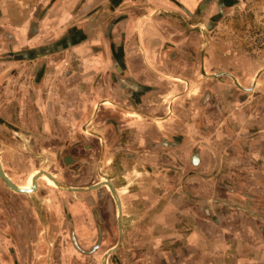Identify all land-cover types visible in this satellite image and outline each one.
Wrapping results in <instances>:
<instances>
[{
	"label": "crops",
	"instance_id": "crops-1",
	"mask_svg": "<svg viewBox=\"0 0 264 264\" xmlns=\"http://www.w3.org/2000/svg\"><path fill=\"white\" fill-rule=\"evenodd\" d=\"M237 2L0 6V49L59 45L23 67L39 80L36 103L50 113L43 134L62 133L58 117L83 119L80 131L63 129L79 142L70 136L56 148L84 150L89 158L71 151L61 161H93L100 177L90 185L108 178L114 186L124 232L119 264H264V212L242 205L264 198V69L219 31V6ZM61 70L67 115L52 93Z\"/></svg>",
	"mask_w": 264,
	"mask_h": 264
},
{
	"label": "rangeland",
	"instance_id": "rangeland-1",
	"mask_svg": "<svg viewBox=\"0 0 264 264\" xmlns=\"http://www.w3.org/2000/svg\"><path fill=\"white\" fill-rule=\"evenodd\" d=\"M2 3L4 0H0V6ZM7 10L9 13L17 9ZM218 19L219 31L234 45V49L264 69V50H258L251 40L252 31L264 25V0H238L233 7L219 6ZM17 53L18 50L0 49V161L3 170L14 183L19 184L32 170L43 168L52 171L61 183L89 186L99 179L100 167L87 160L76 164L64 163L62 156L73 151V146L63 150L56 148L58 140L66 146L70 136L79 142L77 134L66 136L63 129L68 127L71 132L74 128L80 131L83 119L72 121L58 117L57 127L62 133L43 134L44 123L50 124V113L47 108L41 111L36 103L35 87L39 80L35 81L30 68L25 71L23 67L25 63H34L20 58ZM57 75L61 87L52 89L55 100L56 94L60 96L54 105L59 110L63 108L67 115L66 98L63 99L66 93L65 72L61 70ZM73 152L80 154V158L88 157L84 150ZM43 169L42 173L50 174ZM98 183H103L101 185L108 189L107 194L99 188L82 192L61 189L50 186L41 177L38 189L28 194L13 191L0 178V264H102L104 252L118 240V224L115 200L107 178ZM32 185L28 184L25 189ZM242 200L245 201L242 202L244 207L264 212V198L263 201L257 198ZM233 202L239 205L236 200ZM123 233L122 229V238ZM121 248L120 244L110 253L107 264L120 263Z\"/></svg>",
	"mask_w": 264,
	"mask_h": 264
},
{
	"label": "water",
	"instance_id": "water-1",
	"mask_svg": "<svg viewBox=\"0 0 264 264\" xmlns=\"http://www.w3.org/2000/svg\"><path fill=\"white\" fill-rule=\"evenodd\" d=\"M58 48H59V45H51V46L45 45V46H41V47L31 48V49L25 50L23 52H19V53H17V55L24 60H33L34 58L45 56L46 54L53 52V51H55V49H58ZM236 84L239 85L237 82H236ZM0 178L6 183V185L9 188H11L13 191L18 192V193H30V192L33 193L37 190V186H36V179L38 178L37 176L34 177V185H33V188L31 190L21 189L8 176H6V174L4 173V171L2 169L1 163H0ZM108 184L111 187V193H112L113 198L115 200V205H116V209H117L118 240L114 246H112L111 248H109L107 251L104 252V254L102 256V264H107L108 257L110 255V253L112 251H114L115 249H117L122 242L120 200L116 197L117 194H116V191H115L112 183L109 181ZM101 186H102L101 183H97V184L94 183V184H91V185L86 186V187H77V186L73 187V186H69V185H66L63 183L58 188L73 191V192H82V191H86V190L97 189Z\"/></svg>",
	"mask_w": 264,
	"mask_h": 264
},
{
	"label": "bare ground",
	"instance_id": "bare-ground-1",
	"mask_svg": "<svg viewBox=\"0 0 264 264\" xmlns=\"http://www.w3.org/2000/svg\"><path fill=\"white\" fill-rule=\"evenodd\" d=\"M5 173V172H4ZM44 176H43V175ZM7 176V175H6ZM35 176H38V178H41V177H43L45 180H46V182H48V184H50V186H54V187H58V186H60V185H62L63 183H61V182H59L57 179H55L54 177H52L51 175H49V174H44V173H42L41 171H38V172H33L32 173V175L30 174L29 176H28V179H26L27 181L26 182H24V183H22V184H18L17 186L19 187V188H21V189H25V188H27L28 187V184L30 185L32 182H33V180H34V177ZM37 178V179H38ZM48 178V179H47ZM36 179V180H37ZM108 178H107V184H108ZM101 184H103V183H101ZM105 185V184H104ZM110 188V190H111V187H109ZM32 188H28V189H25V190H31Z\"/></svg>",
	"mask_w": 264,
	"mask_h": 264
},
{
	"label": "built area",
	"instance_id": "built-area-1",
	"mask_svg": "<svg viewBox=\"0 0 264 264\" xmlns=\"http://www.w3.org/2000/svg\"><path fill=\"white\" fill-rule=\"evenodd\" d=\"M262 25V24H259ZM248 36H251L248 34ZM252 43L258 50H264V25L258 26L256 30L252 31Z\"/></svg>",
	"mask_w": 264,
	"mask_h": 264
}]
</instances>
